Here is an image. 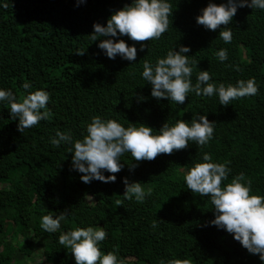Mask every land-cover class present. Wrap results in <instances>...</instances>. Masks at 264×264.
<instances>
[{
  "label": "trees",
  "instance_id": "obj_1",
  "mask_svg": "<svg viewBox=\"0 0 264 264\" xmlns=\"http://www.w3.org/2000/svg\"><path fill=\"white\" fill-rule=\"evenodd\" d=\"M208 2L170 0L169 29L159 40L119 37L137 47L136 60L130 62L119 56L108 59L97 47L99 40L92 42L89 35L94 23L105 25L112 12L131 0H85L79 6L77 0H0V88L20 99L23 83L29 82L32 90L50 94L48 119L22 133L7 103H0V264H21L35 251L45 264H75L58 238L74 227L88 226L104 228L101 251H115L123 264H264L231 234L208 225L214 218L210 199L192 193L183 181L193 161L208 153L232 170L222 185L243 172L252 181L251 194L264 195V10L238 8L228 25L231 43L225 44L219 36L223 25L213 31L196 23ZM141 43L146 45L143 51ZM179 46L188 47L185 55L197 61L192 65L193 85L199 71L207 70L210 82L217 84L254 78L258 93L227 106L219 105L215 94L189 93L183 105L153 98L140 75L143 61L155 63ZM222 48L228 53L225 62L215 56ZM196 114L215 122L207 145L190 142L151 161L137 162L125 153L122 170L112 174L114 183H83L82 174L72 169L68 146L54 148L48 142L55 130H71L74 138H81L85 121L97 115L158 131L168 121L190 124ZM123 178L142 183L150 192L143 203L125 199ZM61 212L66 218L60 230L44 232L40 217Z\"/></svg>",
  "mask_w": 264,
  "mask_h": 264
},
{
  "label": "clouds",
  "instance_id": "obj_2",
  "mask_svg": "<svg viewBox=\"0 0 264 264\" xmlns=\"http://www.w3.org/2000/svg\"><path fill=\"white\" fill-rule=\"evenodd\" d=\"M84 2L77 0L76 6ZM2 6L7 7V4ZM243 7L264 10V0H227L220 4L209 0L195 20L206 30L222 29L220 26L223 25L224 30L219 31V36L228 44L232 40L228 25L237 9ZM172 12L170 0H131L130 4L112 12L105 25L94 23L89 38L92 42L99 40L97 47L108 59L114 60L119 56L122 60L135 61L137 47L126 44L119 37L127 36L133 42L159 40L169 29ZM145 47L141 43L139 50L143 51ZM174 48L167 50L163 57H158L155 63L143 61L140 75L151 86L153 98L183 105L189 93L209 98L215 94L219 105L227 106L233 100L258 93L254 78L238 80L235 84H217L210 82L212 77L207 70L199 71L193 85L192 65H197V61L185 55L190 51L188 47L179 46L178 51H174ZM215 56L220 62L227 61V49L217 50ZM22 88L24 94L20 99L10 89L0 88V103H7L10 118L17 121L16 127L20 133L38 125L50 115L47 111L50 94L46 90H32L33 85L29 82L23 83ZM139 99L143 100L144 97ZM214 123L205 115L196 114L190 124L182 119L174 123L168 121L156 131L144 124L137 127L134 123H128L124 126L117 120L97 115L85 121L81 138H74L71 130H55L48 142L54 148L68 146L67 152L72 154V169L82 174L80 180L83 183L92 180L114 183L116 176L112 174L122 170L120 157L125 153H130L137 162L151 161L159 154L185 149L190 142L205 146L213 139ZM231 171L226 163L214 162L211 154L203 153L198 162L193 161L191 167L185 170L183 181L192 193L210 199L214 218L208 225L231 234L250 254H258L260 260L264 261V195L251 194L252 181L243 172L222 185L223 181H228ZM105 172L110 175L105 176ZM122 183L125 199L143 203L146 195H150L140 182H129L123 178ZM65 218L64 212L42 215L40 227L44 232L56 233ZM157 226V222L153 221L151 227ZM106 236L103 227H74L61 234L58 242L71 253L75 264H123L115 251H101L100 244ZM160 264H189V261L162 260Z\"/></svg>",
  "mask_w": 264,
  "mask_h": 264
},
{
  "label": "rangeland",
  "instance_id": "obj_3",
  "mask_svg": "<svg viewBox=\"0 0 264 264\" xmlns=\"http://www.w3.org/2000/svg\"><path fill=\"white\" fill-rule=\"evenodd\" d=\"M21 264H45V262L42 261L38 251H35L31 259L24 260Z\"/></svg>",
  "mask_w": 264,
  "mask_h": 264
}]
</instances>
